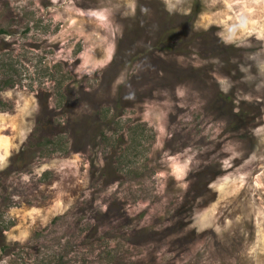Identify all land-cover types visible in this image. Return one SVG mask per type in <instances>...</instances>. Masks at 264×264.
<instances>
[{
	"label": "rangeland",
	"instance_id": "374dc122",
	"mask_svg": "<svg viewBox=\"0 0 264 264\" xmlns=\"http://www.w3.org/2000/svg\"><path fill=\"white\" fill-rule=\"evenodd\" d=\"M0 29V264H264V0H0Z\"/></svg>",
	"mask_w": 264,
	"mask_h": 264
},
{
	"label": "trees",
	"instance_id": "16d2710c",
	"mask_svg": "<svg viewBox=\"0 0 264 264\" xmlns=\"http://www.w3.org/2000/svg\"><path fill=\"white\" fill-rule=\"evenodd\" d=\"M0 33L5 34V33H7V31L4 29H0ZM171 34L172 33H170V34L165 33V36L167 39L165 38L164 41H166V42H161L162 46H161L160 42H159V44L162 48H164L166 50L171 49L170 51H173V50L178 51L177 50V43L175 44L176 37L174 35L171 36ZM217 50L222 51V55L226 54V52L232 53L234 51V50L231 51L230 49H227L226 47H224V49H221V50L217 47ZM11 85H13L11 81H9V82L6 81L4 87H10ZM53 123H54V125H57V123H58V126H60L61 128L63 127L59 121L57 123H55V122H53ZM106 125H108V124H106ZM102 128H103V125H99V128L94 129V130L95 131L102 130ZM59 133L60 132H58L57 134H59ZM93 136H94V133L92 132L90 137H93ZM36 154H37V150L34 151L33 148H29L28 151L21 150L18 153H16L14 155V157L12 158L11 164L4 170L5 174H7L6 177H12L13 178L14 175L21 174L24 171V169H26L27 167H29L31 165V163L33 162V160L36 157ZM219 172H220V170H216V172H214L213 176H217L219 174ZM9 190H10L9 184H7L6 182H2L1 186H0V194L1 193H9ZM5 195H8V194H5ZM78 223L74 226L72 225V223H70L66 227V230H67L66 235L70 233L72 236L66 237V235L63 234L62 237H61V235H56V238H55V240H58L60 242H61V240L64 241V248L67 249V252H66L67 254L65 253V256L67 258H71L69 255L70 253H76L77 256H79L80 254H78L76 252V249H80L82 252L81 256L84 257L87 250H88V247L90 245H92L94 247V242H93L94 235L99 234L97 232V230H95L93 227L89 226V224H87V223L78 224ZM80 227H83V228H80ZM90 229H91V231H90ZM3 230H4V228L0 229V235L1 236L3 235ZM138 236H139L138 234L134 233V237H131L132 240H130V243L133 245H138V243H139L138 241H140L142 239V234H140L139 240H138ZM135 241H137V242H135ZM108 253L114 255V249H112V248L109 249ZM48 255H49V257L53 258L50 247L48 248ZM86 257L87 256H85V258ZM59 258L62 260V259H64V256L61 255ZM60 262H62V261H60ZM55 263L57 264L58 262H55ZM133 263L135 264V261H133Z\"/></svg>",
	"mask_w": 264,
	"mask_h": 264
}]
</instances>
